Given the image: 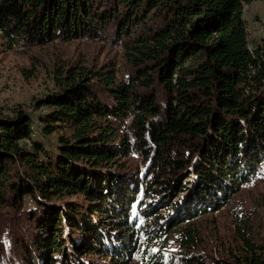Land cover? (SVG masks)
<instances>
[{
	"label": "trees",
	"instance_id": "obj_1",
	"mask_svg": "<svg viewBox=\"0 0 264 264\" xmlns=\"http://www.w3.org/2000/svg\"><path fill=\"white\" fill-rule=\"evenodd\" d=\"M251 1L0 0L8 47L88 40L122 61L64 64L37 117L0 115V264H264L240 202L229 248L199 222L264 182Z\"/></svg>",
	"mask_w": 264,
	"mask_h": 264
},
{
	"label": "rangeland",
	"instance_id": "obj_2",
	"mask_svg": "<svg viewBox=\"0 0 264 264\" xmlns=\"http://www.w3.org/2000/svg\"><path fill=\"white\" fill-rule=\"evenodd\" d=\"M243 17L246 20L250 44L254 46L264 38V0H252L245 4ZM74 62H112L121 67V49L102 42L74 40L53 42L24 52L8 47L0 37V115H13L16 109L21 108L34 118L37 117L40 109L35 108L34 101L54 90V80L62 65ZM38 138H42L49 149L54 148L55 135ZM261 199H264V182L254 188L240 190L233 197L232 203L201 218L203 220L200 219L199 222L206 233L214 232V228L217 231L207 240L209 245L224 249L232 246L231 212L232 205L238 202L254 214L255 230L264 238V207ZM175 249L176 245H170L166 251Z\"/></svg>",
	"mask_w": 264,
	"mask_h": 264
}]
</instances>
